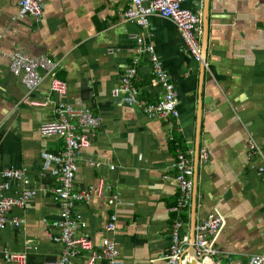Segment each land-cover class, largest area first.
Masks as SVG:
<instances>
[{
  "label": "crops",
  "instance_id": "1",
  "mask_svg": "<svg viewBox=\"0 0 264 264\" xmlns=\"http://www.w3.org/2000/svg\"><path fill=\"white\" fill-rule=\"evenodd\" d=\"M20 2L0 0V184L8 183L7 170L21 171L24 178L9 181L6 198L27 190L35 195L25 208L9 212L19 226L0 229V264H15L4 252L26 254V264L63 256V245L51 237L61 213L54 193L59 180L42 155L63 152L65 142L41 134L43 124L59 119L60 103L102 120L86 132L90 147L77 154L75 189L92 196L76 206L78 235L96 248L111 239L121 264H155L171 254L180 222V238L189 239L177 244L184 249L180 264H250L252 257H264V0L185 3L201 18L199 60L172 21L152 16L146 28L126 21L133 0H43L39 19L22 18ZM138 37L171 77L177 118L151 119L145 112L163 100L164 90L152 54L138 50ZM15 52L57 63L67 93L52 92L44 72L41 85L29 92L11 71ZM133 68L139 107L114 95ZM180 153L194 167L187 208H178L174 165ZM116 195L120 202L112 206ZM114 215L117 230L110 234L105 228ZM217 216L223 227L211 238L215 253L201 257L191 244L192 227L197 239L200 226ZM88 261L83 253L76 263Z\"/></svg>",
  "mask_w": 264,
  "mask_h": 264
},
{
  "label": "built area",
  "instance_id": "2",
  "mask_svg": "<svg viewBox=\"0 0 264 264\" xmlns=\"http://www.w3.org/2000/svg\"><path fill=\"white\" fill-rule=\"evenodd\" d=\"M188 0H152L147 3L145 0H133L134 5L125 13L126 21L146 28L149 18L161 16L172 21L179 30L188 50L196 59H200L201 46L199 42V30L201 18L194 15L189 10L183 8V4ZM44 13L43 0H21L20 16L41 18ZM198 34V35H197ZM138 50L141 53L152 54L154 74L164 90L163 100L155 106H148L145 112L149 118L167 120L179 117L177 109L178 100L175 86L171 77L166 72L159 59L154 55V48L146 45L144 40L137 38ZM58 64L47 56L32 57L23 53L15 52L11 55V71L15 76L21 77L29 92H33L43 82V75L46 73L51 78L52 92L65 95L68 87L65 82L57 78ZM137 69H130L122 78L121 89H117L114 95L121 97L122 100L134 107H139L142 102L139 100V91L134 85ZM32 106L41 104L25 100ZM58 120L42 125L41 134L45 137H55L64 140L65 149L58 154L45 152L43 165L50 169L52 174L59 180V188L54 191L56 200L61 205L60 219L55 227L58 234L52 235V240L62 244L64 247L63 256L59 262L48 264H77L76 260L83 254H88V264H121L119 252L116 244L111 239L104 240L103 244L96 248L95 244L87 237L78 235L81 227L80 217L75 213L76 206L91 200L90 192H78L75 189V176L77 172V154L90 147L91 138L89 133L100 127L102 120L95 117L89 110H80L69 105L60 103L56 107ZM175 181L180 193L178 208H187L191 204L192 193L194 190V167L192 160L187 154L180 153L175 165ZM24 174L21 171L7 170L3 177L8 180L6 184H0V229H5L9 225L19 226L20 221L9 220L8 214L13 208H25L26 203L35 195L34 191L27 190L23 196L18 198H6L5 194L10 189L9 181L22 180ZM26 183H28L26 181ZM120 202L119 197L113 196L109 203L116 206ZM117 217L112 216L110 223L106 226L107 233L115 234L117 230ZM182 224L178 222L175 226V245L172 252L167 257L157 261L155 264H180L184 249L178 243H189L188 238L181 239L178 231ZM223 227V220L220 217H211L208 222H204L199 228V236L196 239L195 247L199 256H209L215 253L213 240ZM0 251V255H1ZM7 262L15 264H26V254L4 252ZM250 264H264V257H252Z\"/></svg>",
  "mask_w": 264,
  "mask_h": 264
},
{
  "label": "water",
  "instance_id": "3",
  "mask_svg": "<svg viewBox=\"0 0 264 264\" xmlns=\"http://www.w3.org/2000/svg\"><path fill=\"white\" fill-rule=\"evenodd\" d=\"M205 34H208V30H207V23H205ZM206 41H207V35H206ZM202 56H203V49H202ZM196 229V226H193L192 227V247L193 249L195 250V242H196V233H195V230Z\"/></svg>",
  "mask_w": 264,
  "mask_h": 264
},
{
  "label": "bare ground",
  "instance_id": "4",
  "mask_svg": "<svg viewBox=\"0 0 264 264\" xmlns=\"http://www.w3.org/2000/svg\"><path fill=\"white\" fill-rule=\"evenodd\" d=\"M188 1H189V0H188ZM188 1H187V2H188ZM187 2H185V3H187ZM185 3H184V4H185ZM184 4H183V6H184ZM183 8H184V7H183ZM185 9H186V8H185ZM187 10H188V9H187ZM189 11L192 12L191 10H189ZM192 13H193V12H192ZM193 14H194V15H197V14H195V13H193ZM197 16H198V15H197ZM197 35H198V34H197ZM197 37L199 38V36H197ZM200 46H201V45H200ZM201 55H202V50H201Z\"/></svg>",
  "mask_w": 264,
  "mask_h": 264
}]
</instances>
